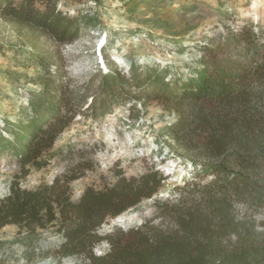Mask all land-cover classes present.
Listing matches in <instances>:
<instances>
[{"label":"trees","instance_id":"obj_1","mask_svg":"<svg viewBox=\"0 0 264 264\" xmlns=\"http://www.w3.org/2000/svg\"><path fill=\"white\" fill-rule=\"evenodd\" d=\"M57 2L0 0V18L69 42L78 25L86 28L91 19L78 21L62 13ZM225 29L224 36L200 48L197 66L186 73L143 74L131 64L127 73H101L78 87L63 81L50 61L53 54L2 47L18 52L22 61L15 66H37L40 75L4 73L12 93L17 94L21 79L34 89L27 87L15 119L2 120L0 154L14 156L19 175L0 199V230L15 226L19 237L14 242L23 244L37 230L52 227L62 237L59 260L76 257L81 264H264V220L255 217L264 214V26L244 23ZM141 94L174 113L164 133L166 146L191 159L189 178L175 187L174 200L155 201L152 218L128 230L99 234L108 219L158 194L164 177L155 168L130 177L115 171L112 185L88 186L76 202L70 184L83 175L56 177L33 190L21 187L30 169L49 164L59 135L76 116L89 112L101 117L114 106L137 102ZM87 99L92 102L83 110ZM14 105L9 103L11 110ZM238 206L247 211L238 213ZM102 241L108 251L95 255Z\"/></svg>","mask_w":264,"mask_h":264},{"label":"rangeland","instance_id":"obj_2","mask_svg":"<svg viewBox=\"0 0 264 264\" xmlns=\"http://www.w3.org/2000/svg\"><path fill=\"white\" fill-rule=\"evenodd\" d=\"M57 8L78 21L82 17L91 19L90 24L86 28L78 25L77 36L60 43L0 18V129L4 117L16 118L19 104L26 101L27 87L34 89L21 79L15 86L17 94L12 93L13 87L4 80V73L27 78L40 75L37 66H15L22 61L18 52L2 51V47L42 57L53 54L50 61L63 81L78 87L87 81L93 83L101 73H127L131 64L143 74L162 70L171 75L186 73L197 66L203 53L200 48L209 45L211 39L224 36L226 26H264V0H58ZM230 14L232 18L227 19ZM98 85L99 81L94 83L95 87ZM140 96L142 99L137 102L114 106L98 118L89 112L76 116L59 135L49 164L41 170L30 169L28 176L20 180L21 187L33 190L41 183L50 184L56 177L83 175L70 184L71 199L76 202L88 186L99 189L112 185L115 171L121 170L130 177L155 168L164 177L158 194L108 219L99 234L128 230L152 218L155 201L174 200L175 187L189 178L191 159L166 146L164 133L175 121L174 113L157 100ZM91 102L85 100L82 109ZM9 103H15L13 110ZM85 166L92 169L84 171ZM17 175L19 168L14 156L0 154V199L8 194ZM236 211L247 209L238 206ZM255 217L257 222L264 220L262 211ZM17 237L18 229L13 225L0 230V264H81L76 257L59 260L56 250L62 237L52 227L37 230L23 244L14 242ZM107 251L108 245L102 241L93 253L103 255Z\"/></svg>","mask_w":264,"mask_h":264}]
</instances>
